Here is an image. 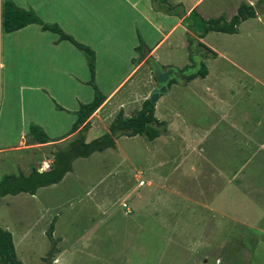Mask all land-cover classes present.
I'll list each match as a JSON object with an SVG mask.
<instances>
[{
  "label": "rangeland",
  "instance_id": "1",
  "mask_svg": "<svg viewBox=\"0 0 264 264\" xmlns=\"http://www.w3.org/2000/svg\"><path fill=\"white\" fill-rule=\"evenodd\" d=\"M3 1H0V10ZM193 1L186 0V6L191 5ZM244 1L248 2V0H201L198 9L209 18L222 14L231 18ZM255 1L256 7L264 5V0ZM186 6L184 5L183 9ZM249 23L260 24L255 19L249 20ZM256 27L260 30V25ZM167 30L168 27L163 28V31ZM150 31V37H145L144 41L153 44L160 39V36L152 39L155 35L154 29ZM182 34L183 29L179 28L172 35L171 40L180 41ZM243 34L247 36L248 32L244 30ZM33 36L32 30L7 35L3 29H0V60L2 56L8 70L22 68L23 74H29L36 69L26 64L29 59L37 57L35 51L28 50L30 43L27 42L31 41ZM148 38L152 40L149 41ZM230 38L231 35L210 32L207 41L222 49L224 48L222 41ZM231 39V42H237L241 38ZM249 40L255 39L250 36ZM42 44L45 45L46 42L42 41ZM228 46L231 48V44ZM248 49L253 50L251 47ZM51 51L55 56V51ZM246 51L247 48L238 50L241 58ZM260 51L263 58L261 67H264V44ZM175 52L172 53H175L173 59H176L178 64L189 62L188 52L183 46ZM185 53L187 56L183 61ZM16 56L17 60L14 58ZM251 56H254V53H248L247 58ZM57 58L61 64L66 63L65 59L61 60L59 56ZM16 61H18L17 65H15ZM208 61L213 62L214 59ZM215 61L217 65L230 69L222 58L217 57ZM204 62L208 65L207 58ZM34 63L36 67L41 66L37 61ZM146 66L151 78L153 77V87H157L158 82L153 75L151 64L148 62ZM1 68L0 143H9L18 147L16 150H8L5 149L6 146L0 145L1 172L2 174L18 173L21 170L29 172L33 167L39 170L48 169L54 153L60 147L67 146L75 136L67 137L62 140L64 142H55L42 147L36 143L29 145V137L20 142L23 139L22 132L30 123L37 125L44 123L49 134L64 136L69 133L73 124L68 121V117L71 115V120H74L76 113L72 111H76L84 101L81 99L82 101L79 102L67 96L66 90L58 97H49L41 91L24 87L21 81L13 80L8 86ZM50 68H56L55 74L59 81L65 82L68 79V75L64 73L66 68L59 63L48 64V69ZM48 71L52 74V71ZM262 72L264 74V70ZM103 81L102 75V86ZM34 93H40L43 97L33 95ZM163 94L166 95L167 91ZM150 96L151 94H145L144 97ZM185 101L186 99L174 93L167 105L158 102L156 115L162 117L165 109L171 116L180 115L183 123L185 118L195 124L209 125L206 106L195 101L191 103ZM140 102L142 100L129 103L130 105L122 109L124 114L126 116L135 114L141 105ZM119 104L113 99L103 109L98 108V112L92 116L93 127L87 133V141L98 138L108 130L110 123L120 112ZM59 106L67 109L63 112L54 110L55 107L61 110ZM193 110L195 118L191 117L190 112L193 113ZM52 118L53 122H50ZM46 121H49V125ZM176 131L175 128L170 130V138ZM116 142L115 148L95 152L87 158L76 159L73 162V170L66 178L59 184L41 189L38 200L56 204L105 200L109 213L105 216V223L97 232L98 236L93 239L92 247L97 246L125 254L126 263L120 264H264V208L250 206L258 203L246 200L244 198L246 194L234 191L233 184L227 182L224 184L222 177L216 179L215 176L209 175L205 164L200 160L192 161L184 157V154L188 157L190 155L192 148L190 144L183 145L173 142L172 139L168 141L161 138L149 141L144 136H122ZM222 147L220 145L217 147L220 149L215 159L217 164L223 167H226L228 162L235 164L233 158V162L229 161L230 156L227 159L228 155ZM201 148V150L206 149L204 145ZM36 162L38 164H35ZM140 179H143L145 184L141 185ZM118 181H123V188H120ZM134 188L136 189L133 190ZM218 188H221L220 191L217 190ZM124 189L133 192V195H143L146 203H150L146 207L148 210L133 219V222L130 221L132 215L127 216L124 213L123 208L126 209L127 206V201L123 200L121 192ZM213 198L215 199L212 201ZM31 199L32 197L28 195L0 197V226L4 229L10 226L9 231H12L15 237L39 216L30 213L29 209H26L27 213H18L16 202L19 206L25 200ZM130 201L129 198L128 202ZM210 201L214 206L210 205ZM80 215L82 214L76 216ZM80 226L87 228L82 223ZM46 228L45 221L40 220L35 224V230L29 233L30 236L24 241L23 246L20 244L17 246L18 254L29 256L31 264H45L41 255L52 247L51 239L44 234Z\"/></svg>",
  "mask_w": 264,
  "mask_h": 264
},
{
  "label": "crops",
  "instance_id": "2",
  "mask_svg": "<svg viewBox=\"0 0 264 264\" xmlns=\"http://www.w3.org/2000/svg\"><path fill=\"white\" fill-rule=\"evenodd\" d=\"M4 1L1 2L0 29H2V7ZM13 1L20 7L33 10L44 22L58 24L66 33L68 32L76 40L89 46L95 52V82L103 95L106 96V100L99 108L100 110L106 107L113 99L120 103L118 105L120 110H124L133 101L142 100L138 110L142 107L143 102L148 98L144 97L145 94H152L159 88L158 85L153 87V77L151 78L146 66L150 57H153L160 65L166 67L183 68L191 64L190 60L189 62L185 61L186 53L183 58L185 62L182 64H178L177 60L173 59L174 54L177 53L175 51L182 46L188 52L189 58L188 28L184 18L157 10L152 0ZM170 3L172 5L182 3L186 6V0H170ZM200 3L201 0H194L191 5L186 6V14L196 9L204 18L208 19L209 17L198 9ZM248 3L257 5L255 0H248ZM263 15L264 13H257L256 17L243 21L236 33L217 32L224 33L226 36L231 35V38H241L237 42H231V38L222 41L224 42V48L222 49L208 43L207 37L210 32L201 38L200 40L204 44L216 52V55L207 57L208 65L206 66L208 72L206 76L196 77L186 83L171 84L167 94L159 97L155 110L156 114L159 101L164 106L167 105L171 95L174 93L186 99L185 102L191 103L195 101L196 103H203L208 113L206 118L209 120V125L195 124L192 120L189 121L185 118L183 123L180 115L173 114L171 116L167 110L163 109L164 115L162 117L156 116L168 123V129L158 138L168 141L172 139L173 142L183 145L190 144L192 146L190 155L188 157V155L184 154V157L190 158L192 161L200 160L205 164L209 175L215 176L216 179L222 177L224 184L226 182L233 184L232 189L234 191L246 194L244 197L246 200L258 203L250 206L261 208H264V74L262 72L264 67H261L263 58L260 51L264 44ZM251 19L259 21L260 24L249 23ZM258 25H260V30H257L256 26ZM164 27H168L166 32L163 31ZM152 28L155 33L152 39L159 36L160 39L158 38L159 40L149 44L144 39L145 37H150V29ZM179 28L183 29L180 41L171 40L172 35ZM30 30L34 32V36L31 41L27 42L30 43L28 50L32 49L35 51L37 57L36 59H29L26 64L36 69L29 74H23L22 68L8 70L7 64L4 63L1 56L0 67L4 71V80H7V85H11L13 80L21 81L24 87L41 91L53 98L58 97L66 90L67 96L79 102L83 100L84 102L82 103L90 102L95 96V89L90 84L91 72L86 54L69 40H60L57 33L42 29L38 23L29 24L20 30L10 33L6 32V34L13 35ZM244 30L248 32L247 36L243 34ZM250 36L255 40H249ZM152 39L148 38L149 41ZM42 41H45L46 44L43 45ZM141 43L144 45L139 47ZM230 44L231 48L228 46ZM248 47L253 50L250 51ZM240 48H247V51H249H246L242 58L240 53H238ZM51 50L55 51V56H53ZM173 52L175 53L172 54ZM248 53H254V56L247 58ZM17 56L14 57L16 60ZM56 56H59L61 60L65 59L66 63L63 62L61 64L60 61H57L59 59ZM217 57L227 62L230 69L217 65V61H215ZM208 59H211V61L214 59V61L209 62ZM34 61H37L41 66L36 67ZM54 62L66 68L64 73L68 75V79L65 82L58 80L55 74L56 68L48 69V64ZM17 64L18 61L15 62V65ZM48 70L52 71V74ZM102 75L104 78L103 86ZM33 95L43 97L40 93H34ZM141 97L143 99H140ZM58 108L61 110L56 109V107L54 110L63 112L67 109L64 106H59ZM76 111L72 112L76 113ZM97 112L98 110L94 114ZM190 113L191 117L195 118L194 110L193 113ZM68 118L69 122L74 123L77 115L74 120H71V115ZM90 119L92 121V117ZM50 122H53V118ZM46 123L49 125V121H46ZM31 124L33 123H30L28 128L22 132L23 139L20 142H23L26 138L28 139V137L30 138L29 129ZM40 126L53 139L49 143H36L42 147L49 146L55 142H64L62 140L69 136L74 137L78 132L70 134L69 131L64 136L51 135L48 133L46 124L43 123ZM92 127L93 124L91 123ZM172 128H175V131L177 129V131L170 138L169 132ZM0 145L6 146L5 149L8 150H16L18 148L17 146H11L9 143H0ZM202 145L206 148L205 150H201ZM219 145L225 149V154L228 155L227 159L230 156L229 161L233 162V158L234 162H236L235 164H230L225 157L224 159L228 162L226 167L217 164L215 159L218 156V151H220V149H217ZM1 152L2 150L0 149V155ZM35 164H38V162ZM48 169L45 168L40 171ZM31 170L29 172L21 170V172L28 175ZM193 170L195 171V168ZM0 174V177L6 175L2 174L1 166ZM140 181L144 180L140 179ZM118 185L123 188V181H118ZM45 187H40L35 194L27 192L17 194L32 197L31 200H25L19 206H17L18 202H16L15 205L19 209L18 213H27L26 209H29L30 213L39 214L36 221H33L24 231L18 232L16 237L11 231L16 256L22 264H31L30 257H26L23 254L19 255L17 246L19 244L23 246L24 241L30 236L29 233L31 234L35 230V224L40 220L45 221L47 224V228L44 231L45 235H47L51 223L54 222L53 236L58 239L57 251L54 254V264L126 263L125 254L123 255L114 250H104L97 246L92 247V241L98 236L97 232L105 223V216L109 213L105 200L69 201L57 204L43 202L38 200V193ZM220 189L218 188L217 190L220 191ZM121 192L123 200L127 201L126 209L122 208L127 216L132 215L131 222L148 210L146 207L150 203H146L143 195H133V192H128L125 189ZM129 198L131 199L130 203L128 202ZM212 201H210V205L214 206ZM125 210H129V212ZM74 213L82 215L76 216ZM20 219L22 220L21 217ZM81 223L85 224L87 228H82L80 226ZM5 230L9 231L10 226H6ZM49 250L41 255L45 264V257ZM0 264H2L1 260Z\"/></svg>",
  "mask_w": 264,
  "mask_h": 264
},
{
  "label": "trees",
  "instance_id": "3",
  "mask_svg": "<svg viewBox=\"0 0 264 264\" xmlns=\"http://www.w3.org/2000/svg\"><path fill=\"white\" fill-rule=\"evenodd\" d=\"M152 2L157 10L184 18L188 28L187 39L191 64L183 68L165 67L162 65V68L170 69L172 72L167 82L168 88L173 83H186L196 77L206 76L208 68L204 59L216 55V52L204 44L200 40L201 38L211 31L236 33L243 21L257 16L256 6L246 1L240 4L237 13L230 19L225 15L206 19L196 9L186 14L182 3L172 5L170 0H152ZM32 23H38L42 29L57 33L60 40H69L86 54L91 72L90 84L95 89V96L90 102L82 103L76 111L77 118L72 125L70 134L78 132L67 143V146L60 147L54 153L50 168L40 171L37 167H34L28 175L21 172L0 177V197L9 194L17 195L21 192L35 194L40 187L57 184L62 181L68 172L73 170V162L76 159L87 158L95 152H103L108 148H115L116 140L122 136H144L149 141H154L168 129V123L156 116V103H153L149 97L143 102L142 107L131 116H126L124 111L120 110L110 123L108 130L103 135L88 142L86 136L91 128L90 118L106 100V96L103 95L95 82V52L89 46L66 33L58 24L44 22L33 10L18 6L13 0L4 1L2 7V29L5 32H14ZM143 45L141 43L139 47ZM152 59L153 57L148 59L150 64ZM152 69L154 70L153 66ZM160 86L158 83V87ZM163 93L161 92L159 97ZM29 135L30 143H49L53 141L42 126L37 124L30 125ZM53 231L54 222L51 223L47 231L52 247L45 257L46 264H54V254L57 251L58 242L53 236ZM0 260L2 264H22L16 256L12 233L2 227H0Z\"/></svg>",
  "mask_w": 264,
  "mask_h": 264
},
{
  "label": "water",
  "instance_id": "4",
  "mask_svg": "<svg viewBox=\"0 0 264 264\" xmlns=\"http://www.w3.org/2000/svg\"><path fill=\"white\" fill-rule=\"evenodd\" d=\"M256 11L257 13H261L262 11H264V5L260 7H256ZM151 64L154 67L153 75L158 81V83L161 85L158 88V90L154 91L152 95L150 96V99L152 100V102L157 103L160 93L166 92L168 90L167 82L170 78L171 70L163 69L156 59H152Z\"/></svg>",
  "mask_w": 264,
  "mask_h": 264
},
{
  "label": "built area",
  "instance_id": "5",
  "mask_svg": "<svg viewBox=\"0 0 264 264\" xmlns=\"http://www.w3.org/2000/svg\"><path fill=\"white\" fill-rule=\"evenodd\" d=\"M143 183H144V181H141V182H140V184H143ZM124 205H126V204H124Z\"/></svg>",
  "mask_w": 264,
  "mask_h": 264
},
{
  "label": "clouds",
  "instance_id": "6",
  "mask_svg": "<svg viewBox=\"0 0 264 264\" xmlns=\"http://www.w3.org/2000/svg\"><path fill=\"white\" fill-rule=\"evenodd\" d=\"M162 66V65H161ZM164 69V68H163ZM152 95V94H151ZM141 182V181H140ZM144 184V183H143ZM143 184H141V185H143Z\"/></svg>",
  "mask_w": 264,
  "mask_h": 264
},
{
  "label": "bare ground",
  "instance_id": "7",
  "mask_svg": "<svg viewBox=\"0 0 264 264\" xmlns=\"http://www.w3.org/2000/svg\"><path fill=\"white\" fill-rule=\"evenodd\" d=\"M46 163V162H45Z\"/></svg>",
  "mask_w": 264,
  "mask_h": 264
}]
</instances>
